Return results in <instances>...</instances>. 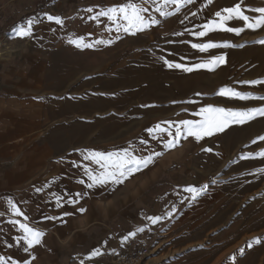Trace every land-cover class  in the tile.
<instances>
[{"label":"rangeland","instance_id":"374dc122","mask_svg":"<svg viewBox=\"0 0 264 264\" xmlns=\"http://www.w3.org/2000/svg\"><path fill=\"white\" fill-rule=\"evenodd\" d=\"M89 1L0 0V40L10 37L8 45L0 47V102L5 108L0 115L5 116L2 111L7 109L39 119L40 124L27 125L26 133L35 140L27 139L26 144L28 150L41 146L47 160L77 149L131 145L138 155L162 153L143 170L145 181L137 184V198L145 200L139 208L145 221L132 228H142L139 239L150 246L146 264H264V173L255 171L264 168V157L241 159L264 149V141L252 143L264 136V117L200 141L181 137L171 149L164 144L171 139L166 132L146 131L157 123L169 127L165 121L199 119L193 114L206 104L236 109L264 106V100L217 95L227 86L264 96V83H241L264 81V25L244 28L239 35L215 30L195 36L202 25L218 19L217 11L239 0L211 4L194 0L178 12L169 3L162 9L173 15H149L164 18L162 26L152 25L133 35L122 29L117 32L105 16L89 19L107 9L88 12ZM242 7L254 22L261 14L253 9L264 7V0H244ZM27 8L38 9L16 21ZM44 13L60 16L64 24L48 21ZM33 16L40 21L33 37H14L17 26ZM243 23L234 20L229 26L243 27ZM81 36L85 43H113L78 48L69 42ZM209 40L242 46L206 52L192 48L193 43ZM218 55H225L226 62L214 70L185 72L164 62L192 66ZM169 130L174 133L175 127ZM208 148L212 151H204ZM188 186L204 190L193 199ZM157 216L161 219L155 223L148 219ZM256 237L261 243L248 248ZM233 254L234 261L229 259Z\"/></svg>","mask_w":264,"mask_h":264},{"label":"crops","instance_id":"0c3cea01","mask_svg":"<svg viewBox=\"0 0 264 264\" xmlns=\"http://www.w3.org/2000/svg\"><path fill=\"white\" fill-rule=\"evenodd\" d=\"M125 2L91 0L86 8H109ZM136 2L141 3L142 0ZM157 6L162 11V8L169 7L164 6V0H148L144 4L148 12L144 15L149 17L150 14L159 13L156 11ZM173 7L176 8L175 5ZM163 19H158V26H162ZM9 38L1 39L0 47L7 46ZM0 109H5L1 102ZM2 112L5 116L0 115V256L5 258L7 264H12V261L17 264H24L25 261L29 264H69L71 258L85 264H111L109 257L118 247L145 244L150 248L139 239L138 228H132L145 221L139 212V208L145 205L144 197L142 200L137 198L140 189L137 184L145 181L144 171L139 177L135 174L119 186L88 189L86 184L77 182L81 178L87 182L83 168L74 167L71 163H89L83 161L79 151L43 159L41 146L28 150L26 144L27 139L35 140V136L26 133L27 125L36 126L40 120L27 119L24 113L11 114L7 109ZM131 147L134 148L133 145ZM117 149L120 148H102L101 151ZM136 150L137 147L133 149ZM92 167L97 166L93 164ZM37 188H43V191L37 192ZM76 192H87L88 195L76 205L65 202L63 207H56L57 195L66 201L69 195L75 198ZM9 199L24 212L27 220L10 210ZM81 206L86 209L84 213L76 211ZM66 211L74 213L64 218L66 223L45 219L48 216H60ZM16 220L43 230L45 236L42 243L25 252L27 245L22 240L17 243V238L24 233L18 224L12 223ZM130 232H135V236L123 240ZM94 249H99L101 254L91 256Z\"/></svg>","mask_w":264,"mask_h":264},{"label":"snow or ice","instance_id":"6c2138e0","mask_svg":"<svg viewBox=\"0 0 264 264\" xmlns=\"http://www.w3.org/2000/svg\"><path fill=\"white\" fill-rule=\"evenodd\" d=\"M148 0H142L141 3H137L136 0H126L125 3L117 4L112 7L107 8L106 10H101L96 14V16L89 17V19H94L99 21V17L105 16L109 21L115 24L116 31L119 32L121 29L126 33H131L135 35L138 32H143L145 29L149 28L152 25H157L160 23L159 20L153 17H146L144 14L148 12V8L144 7V4ZM155 2V0H153ZM194 0H164V6H167L169 3L176 6V11L178 12L184 4H191ZM213 0H207L208 4H211ZM244 0H239L232 7H226L217 11L215 17L218 19H213L208 21L206 24L202 25V31L194 32L193 35L204 37L208 33L215 30H222L225 32L235 33L239 35L244 31V28L256 29L264 25V7L253 9V11L260 13L261 15L255 19L254 22H250V18L245 14V9L242 7ZM88 12H91L92 9H87ZM156 11L160 13L161 16L167 17L173 15L172 12L162 11L160 6H157ZM48 21H55L58 25H63L64 20L60 16H53L48 13H44ZM193 15H196L193 13ZM187 17H185L186 19ZM234 20L243 21V27H231L229 22ZM40 23V21L35 17L27 18L26 21L18 25L14 31V37L19 38H31L34 35V26ZM183 23V21H181ZM111 31V28L108 29ZM176 35H182V33H176ZM119 37H117L118 39ZM70 43L76 45L78 48H92L97 44H111L112 40H97L95 43H85L84 37H77L69 41ZM264 43V41H261ZM240 47L242 45H229L227 42H224L223 45L209 40L207 43H193L192 48L198 49L201 52H206L209 49H214L217 47ZM168 68L181 69L185 72H192L194 69H209L214 70L215 67L226 62L225 55L212 56L208 61L194 64L188 66L183 63L171 62L168 60L164 61ZM244 84L256 85L264 83L261 80H251V81H241ZM197 95H200L199 93ZM217 95L227 98H234L238 100H249V99H259L264 100V96H254L251 92H241L231 87H221ZM144 107H147L145 105ZM185 111H187L185 109ZM194 116L199 117V119H182L178 122L165 121L162 122L167 124L169 127H161L160 123H157L154 127L146 129L149 135H153L156 132L167 133L171 139H166L164 141L166 148H175L180 141V138L183 137L187 139L189 137H194L197 141L203 140L205 137H211L217 133L224 132L227 128L232 125H244L245 123L256 119L257 117H264V106L252 107V108H229L216 106L213 104H206L198 109ZM175 127V132L169 130V128ZM257 140L264 141V136H259L256 140H253L252 143L255 144ZM142 143L147 144L148 141L144 140ZM83 157V161L89 163L81 164L77 161H71L74 167H82L84 175L87 177V182L84 179H79L77 182L79 184H86L88 189L103 187V186H119L122 185L126 180L133 177L135 174L142 172L144 169L148 168L151 164L154 163V157L162 155L160 152H152L149 155H138L130 147L120 148L113 151H101L95 149H77ZM204 151L211 152L212 149H204ZM264 157V149H260L256 153H246L241 156V159H247L249 157ZM97 167L93 168L92 165ZM256 172L264 173V168H258ZM206 187V186H204ZM204 189H197L193 186H188L186 191L192 193V198L195 199L196 196L200 194ZM37 192L43 191V188H37ZM75 198L69 195L68 199L65 201L63 197L56 196V207L61 208L64 206V203L71 205H76L79 203L80 199H83L88 195L87 192H76ZM8 205L10 210L18 215L23 216L25 220L28 217L24 214L23 211L17 206V204L12 200H8ZM79 213H84L86 209L81 206L76 209ZM175 211V209H173ZM73 212H63L60 216H48L45 219L50 221H59L60 223H66L64 220L65 217H70ZM171 215V213H168ZM153 223L160 220L161 217H148ZM14 224H18L20 229L23 230V236L17 238V243H20L21 240L27 245L24 248L25 252H28L29 249L33 248L35 245H40L42 243V238L45 236L43 230L37 229L35 227L29 226L27 223H22L19 220L12 221ZM137 231H143V229H137ZM135 232H130L128 236H125L123 240H128L130 236H135ZM253 243L260 244L261 238H254L253 242L247 244L248 248L253 246ZM241 253L244 252V249H239ZM99 249H94L91 256L100 255ZM35 257H33L34 259ZM230 260H235L236 256L233 254L229 257ZM0 264H7V261L4 257L0 256ZM12 264H17L16 261H12ZM24 264H29L28 261H25ZM83 264V261L80 262Z\"/></svg>","mask_w":264,"mask_h":264},{"label":"built area","instance_id":"2783aa9c","mask_svg":"<svg viewBox=\"0 0 264 264\" xmlns=\"http://www.w3.org/2000/svg\"><path fill=\"white\" fill-rule=\"evenodd\" d=\"M150 251L151 249L145 244L118 247L110 255L109 261L111 264H144Z\"/></svg>","mask_w":264,"mask_h":264},{"label":"trees","instance_id":"16d2710c","mask_svg":"<svg viewBox=\"0 0 264 264\" xmlns=\"http://www.w3.org/2000/svg\"><path fill=\"white\" fill-rule=\"evenodd\" d=\"M38 7H41V6H38ZM38 8H27L26 9V12L23 14V15H21V16H19L18 18H15L16 19V21L17 20H19V19H22V17L24 16V15H26L27 13H30V12H34V11H36ZM6 18V20H8L9 19V17H10V15L8 16H5ZM10 20V19H9ZM69 264H80V262H78L76 259H74V258H71V260H70V262H69ZM83 264H85V263H83Z\"/></svg>","mask_w":264,"mask_h":264}]
</instances>
